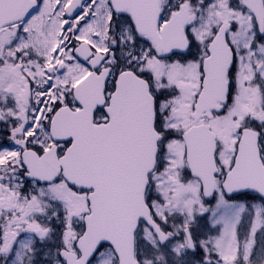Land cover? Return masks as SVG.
Here are the masks:
<instances>
[{"label":"snow or ice","instance_id":"snow-or-ice-1","mask_svg":"<svg viewBox=\"0 0 264 264\" xmlns=\"http://www.w3.org/2000/svg\"><path fill=\"white\" fill-rule=\"evenodd\" d=\"M0 264H264V0H0Z\"/></svg>","mask_w":264,"mask_h":264}]
</instances>
